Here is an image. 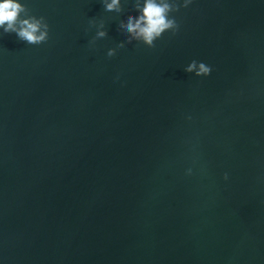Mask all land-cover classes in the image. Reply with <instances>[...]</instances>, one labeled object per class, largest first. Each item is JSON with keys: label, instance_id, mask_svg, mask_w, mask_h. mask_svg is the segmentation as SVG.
Returning <instances> with one entry per match:
<instances>
[{"label": "water", "instance_id": "95a60500", "mask_svg": "<svg viewBox=\"0 0 264 264\" xmlns=\"http://www.w3.org/2000/svg\"><path fill=\"white\" fill-rule=\"evenodd\" d=\"M22 2L49 39L0 37V262L264 264V0H193L151 47L135 0Z\"/></svg>", "mask_w": 264, "mask_h": 264}, {"label": "clouds", "instance_id": "9594fccd", "mask_svg": "<svg viewBox=\"0 0 264 264\" xmlns=\"http://www.w3.org/2000/svg\"><path fill=\"white\" fill-rule=\"evenodd\" d=\"M192 2L193 0H135L133 7L137 15L128 16L118 25L117 31L151 47L163 33L178 29V24L170 13L189 7ZM102 4L104 11L114 12L119 10L120 0H102ZM5 34H15L17 40L28 45H40L49 39V25L43 16L31 15L22 0H0V37ZM105 35L104 31L96 32L98 38ZM105 55L106 58H111L113 51L109 50ZM185 71L196 77H208L212 69L203 61H192ZM116 79L118 77L114 78L113 83ZM190 174L189 168L185 175ZM221 179L226 181L228 174L224 173Z\"/></svg>", "mask_w": 264, "mask_h": 264}]
</instances>
